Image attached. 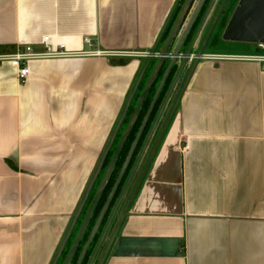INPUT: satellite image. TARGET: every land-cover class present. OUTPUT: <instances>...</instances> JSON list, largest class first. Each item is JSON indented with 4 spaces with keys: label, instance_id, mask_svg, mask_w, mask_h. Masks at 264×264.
<instances>
[{
    "label": "crops",
    "instance_id": "obj_1",
    "mask_svg": "<svg viewBox=\"0 0 264 264\" xmlns=\"http://www.w3.org/2000/svg\"><path fill=\"white\" fill-rule=\"evenodd\" d=\"M178 4L0 0V51L30 44L42 52L50 35L76 53L34 59L26 82L8 62L0 65V264H54L139 72L170 60L160 53ZM263 67L235 59L196 64L165 133L156 127L151 135L124 210L148 166L146 174L103 264H264ZM97 257L100 264L104 255Z\"/></svg>",
    "mask_w": 264,
    "mask_h": 264
},
{
    "label": "water",
    "instance_id": "obj_2",
    "mask_svg": "<svg viewBox=\"0 0 264 264\" xmlns=\"http://www.w3.org/2000/svg\"><path fill=\"white\" fill-rule=\"evenodd\" d=\"M192 1L193 0H187L186 3L184 4V6L182 8V13L180 14V16L178 18V21L174 25L175 27L173 28V30L171 31V33L169 34V36H168V38L166 40L167 44H166V46H165V48H164V50H163V52L161 54V58H160L161 60H163L165 57L170 55V52H169L170 48L175 43L174 41L177 40V37H178L177 35L179 34L178 32H179L180 28L183 25V22H184V20H185V18L187 16V13L189 12V8H190V5H191ZM213 1L214 0H212L210 6L208 8L209 10L206 13L203 21L206 19L208 13L210 12V8L212 6ZM203 21H202V23H203ZM202 23H201L200 28L196 32L193 40L191 41L192 43L190 44L188 50L183 55L184 61L182 62L181 66H180L179 72L177 73V77L175 78V80L173 81V83L171 84V86L169 88V93H168L167 97L165 98V100H164V102H163V104L161 106L162 108H161L157 118L154 121V125H153V127H152V129H151V131L149 133L148 138L146 139L147 141H146L143 149L141 150V152H140V154L138 156V159H137L132 171L130 172L131 174H130L127 182L125 183V185L123 187V190H122V192H121V194L119 196L118 202L115 205L113 216L110 219V224H109L108 228H106V230L102 234V236L100 238L101 240L99 241V244L97 245L95 251L93 252V254H92L93 256H92L89 264H93L94 263V261H95V259L97 257V253L100 250L102 244L104 243V240H105L104 237H105L108 229L110 228V225L112 223L111 221L114 218V216L116 215L117 211L119 210V204L122 202V200H123V198H124V196H125V194H126V192L128 190L130 182L132 181V179L134 177V174H135L134 172H135L136 168L138 167L140 161L142 160L143 154L146 151V148H147V146H148V144L150 142L151 135L153 134V131L156 129V127L158 125L157 123H158V121H159V119H160V117H161V115H162V113L164 111V108H165L166 104L170 100L171 93L173 92L172 90H173V88L175 87V85L177 84V82L179 80V76H180L179 74L183 70V68L185 67V65L187 63V60L192 55L191 51L193 50V47L195 45V41H196V39L198 37V34H199V32H200V30H201V28L203 26ZM190 28H191V24H189V27H188L187 31L185 32V34L178 41V45H177V48H176L175 52L170 55V56H172L173 61H172V63H170L167 66V69L165 70V72L163 74L164 75L163 80L161 81L158 89L156 90L157 94H156V96L154 97L153 101L151 102V104L149 106L148 114H147L144 122L142 123L143 125L141 127L140 132H139V135L135 139V143L133 145L132 150L129 151V153L127 155V160L125 161L122 169L119 172L120 174L118 176V179L116 180V182H115V184H114V186L112 188V191H111L110 195L108 196V198H107V200H106V202L104 204L103 210H102V212L100 214V218L97 220V222H96L97 224H96V226H95V228H94V230L92 232V236H90L88 244L85 246V248L81 252V254H80L81 256H80L77 264H81L82 263L83 258L85 257V253H86V251L88 249V246L90 245V243L93 240L92 237L94 236L95 232H97L98 228L100 227V225L102 223L101 221L103 219V216L105 215V213L107 212L108 208L110 207L109 205H110L113 197L115 196V194L117 192L118 186H119V184H120V182H121V180H122V178H123V176L125 174L124 172H125L126 168L128 167V164H129V162H130V160L132 158L131 156H132V154L134 152V149H135L136 145L139 142V137L141 136V134H142V132H143L145 126H146V122L148 120V117L151 115V113H152V111L154 109L153 107L155 105V102H156V100L158 98L159 93L161 92V89H162V87L164 85L165 79L168 76L167 74L170 72V70L173 67V65L175 64L176 60L181 56L180 49L182 48L183 44L185 43L184 41L186 40V38L188 36ZM222 38H223L224 41H234V42H242V43L243 42H249V43L263 42L264 43V0H240L238 5H237V7H236V10L234 11V13H233L232 17L230 18L229 22L227 23V26H226V29H225V31L223 33ZM202 51H203V49H201L199 51V53H197V57H196L197 59L195 61V64H194L191 72L189 73L190 75L187 78L184 86L181 89L182 92L180 93V96L177 99L175 105L173 106L174 108L171 111V113H170V115H169V117H168V119L166 121L167 124L165 126V129H166V127L168 125V122L170 121L171 117L174 115V113L176 112V110L178 108L177 105L179 104L180 99L183 96L184 89L186 88V85H187V83H188V81H189V79H190V77L192 75V72H193L196 64L199 62V57L201 56ZM163 64H157L156 65L155 71L153 72L152 77H151L150 81L147 84V87L144 89L143 94L141 95V97H140V99H139V101L137 103L136 110H135V112H134V114L132 116L130 127L126 131V133L123 135V137L121 138V140H120L121 142L117 146V149H116L115 153L112 156L113 158H112L111 162L109 163V165H108V167H107V169H106V171L104 173L105 175H104V177L102 179V182H101V184H100V186L98 188V191H97L96 195L94 196L93 200L91 201V203L89 205V209L87 211V214H86V216H85V218H84V220L82 222L83 224H82V226H81V228H80V230H79V232H78V234H77V236L75 238L76 240L73 243L72 248H71L69 254L67 255L68 257H67V259H66L64 264H70V262H71V260L73 258V254L75 253L76 249L78 248V246L80 245V243L82 241V237H83V235L85 234V232L87 230V227L89 225V220H90V218H91V216H92V214H93V212H94V210L96 208V204L98 203L99 199L101 198V196H102V194L104 192V189H105V187L107 185V182H108V180L110 179V177L112 175L111 173H112V171H113V169H114V167L116 165V162H117V159H118V155H119L122 147L126 143V140H127L128 136L130 135V132L132 131L133 126L135 125L134 123L136 122V120H137V118H138V116H139V114L141 112V105H142L143 101L145 100L146 95L148 94V90L150 89V87L152 86V84L154 82V78L156 77V73L163 67ZM147 66H148V64L145 66V68L143 69L142 73L140 74L139 80H138V82L136 83V85L134 87L132 96L134 95V93H135L134 91L137 89L140 81L142 80L143 74H144L145 70L147 69ZM132 96L129 99V101H128L126 107H125V111H124L123 115L121 116V118H120V120H119V122L117 124L118 126L116 128V131L114 132V134H113V136H112V138L110 140L111 141L110 146L114 142L113 140H114V138H115V136L117 134L118 129L121 126L120 124H121L122 120L124 119L126 113L128 112V109H129L128 107L130 105ZM165 129L163 130V133L161 135L164 134ZM110 146L106 149V151L103 153V155L101 157L102 158L101 162H100L96 172L94 173L95 175H94L93 179L91 180V182H90V184H89V186H88V188L86 190L87 191L86 195H85L82 203L79 206L80 208H79L75 218L72 221L71 228L69 229L67 235L65 236L64 242H63L61 248L59 249V251H58V253L56 255L57 257H56V260H55L54 264H57V262H58V260L60 258V255H61L63 249L65 248L66 243L68 242V238L70 237L71 232L73 231V229L75 227V224H76L75 222H76L77 218L80 216V214H81V212H82V210L84 208L83 206L85 205L86 200H87V198H88V196H89V194L91 192V188L93 187L95 181L97 180V178L99 176V173H100V171H101V169H102V167L104 165V162L106 160L105 157H106V155H107V153L109 151ZM155 150H156V148L154 149V151ZM154 151H153V153H154ZM151 158H152V156H151ZM147 167L148 166H146L144 171L142 172L143 174L139 178V180H138V182H137V184H136V186L134 188L135 190H134L133 194L131 195V198L129 199L128 204H127V206H126V208H125V210H124L119 222L129 212L131 203H132L133 199L135 198V195H136V193L138 191V187L140 186V184H141V182H142V180H143V178H144V176L146 174L145 172H146ZM119 227H120V223H119ZM119 227L116 229V231L114 232L113 236L111 237L112 239L110 240V243H109V245H108V247H107V249H106V251L104 253V257H103L102 261L100 262V264H103L104 259L106 258L107 253H108L113 241L115 240V237H116V235L118 233Z\"/></svg>",
    "mask_w": 264,
    "mask_h": 264
},
{
    "label": "flooded vegetation",
    "instance_id": "obj_3",
    "mask_svg": "<svg viewBox=\"0 0 264 264\" xmlns=\"http://www.w3.org/2000/svg\"><path fill=\"white\" fill-rule=\"evenodd\" d=\"M186 1L187 0H185L184 1V3H183V5H182V7H181V11L179 12V14H178V18H179V16H180V14L182 13V8H183V6H184V4L186 3ZM239 1L240 0H214L213 1V3H212V6H211V8H210V12L208 13V15H207V17H206V19L203 21V19H204V17H205V15H206V13L208 12V8H209V6H210V4H211V2H212V0H193L192 1V3H191V5H190V8H189V12L187 13V16H186V18H185V20H184V22H183V25H182V27L180 28V30H179V34L177 35L178 37H177V40L179 41L180 40V38L185 34V32L187 31V29H188V27H189V24H191V28H190V30H189V33H188V36H187V38H186V40L184 41L185 43L183 44V46H182V48L180 49V54H181V56L176 60V62H175V64L173 65V67L171 68V70H170V72L167 74L168 76H167V78L165 79V82H164V85H163V87H162V89H161V92L159 93V95H158V98H157V100H156V102H155V105H154V109H153V111L155 110V107H156V105H157V103L160 101V103H159V109L156 111V113H155V116H154V118L150 121V117H151V115H152V113H153V111H152V113H151V115L148 117V120H147V122H146V126H145V128H144V130H143V132H142V134H141V136L139 137V142H138V144L136 145V147H135V149H134V152H133V154H132V158H131V160H130V162H129V164H128V167H129V165H130V163H131V161H132V159L134 158V163H133V165L131 166V168H130V170L128 171V173H129V176H130V172L132 171V169H133V167H134V164L136 163V160L138 159V156H139V154H140V151L143 149V147H144V143H145V141H146V138H145V135L147 134V131H148V129L150 128V130L152 129V127H153V125H154V121H155V119L157 118V116H158V114H159V112H160V110H161V106H162V104H163V102H164V100H165V98L167 97V95H168V93H169V88H170V86H171V84L173 83V81L175 80V78L177 77V73L179 72V69H180V66H181V64H182V62L184 61V57H183V55L186 53V51L188 50V48H189V46H190V44L192 43L191 41L193 40V38H194V36H195V34H196V32L198 31V29L200 28V26H201V23H202V21H203V23H202V28H201V30H200V32H199V34H198V37H197V39H196V41H195V45H194V47H193V50L191 51V57L187 60V63H186V65H185V67L183 68V70L180 72V76H179V80H178V82H177V84L175 85V87L173 88V92L171 93V97H170V100L168 101V103L166 104V106H165V108H164V111H163V113H162V115H161V117H160V119H159V121H158V125H157V129H159L160 130V133H159V135L161 134V132L165 129V126H166V121H167V119H168V117H169V115H170V113H171V111L173 110V106L175 105V103H176V101H177V99L179 98V96H180V93L182 92L181 91V89H182V87L184 86V84H185V82H186V80H187V78L189 77V73L191 72V70H192V68H193V66H194V64H195V61H196V57H197V53H199V51L201 50V49H203V51H202V53H201V56L199 57V61L201 60V59H217V60H227V59H233V58H229V57H227V58H223V57H218V56H227V55H239V54H237V53H224V52H222V51H211V52H208L207 51V49H211V48H216V49H220V50H223V49H225L223 46H222V44H225L227 41H224L223 40V38H222V36H223V33H224V31H225V29H226V26H227V23L229 22V20H230V18L232 17V15H233V13H234V11L236 10V7H237V5H238V3H239ZM178 18H177V20H176V22L178 21ZM177 41V42H178ZM231 42H234V41H231ZM253 45H255V49L257 50V51H259V50H262V51H264V48H261L260 46H259V44L258 43H252ZM178 45V44H177ZM176 48H177V46L172 50V47L170 48V55L171 54H173L174 52H175V50H176ZM155 53H152V54H148L149 55V57L150 56H152V55H154ZM160 54H162V52L160 53ZM248 54H251V55H260V54H264V53H259V54H253V53H248ZM160 58H161V55H160ZM170 60H167V61H165L164 62V64H163V67L156 73V77L154 78V82H153V84H152V86L150 87V89L148 90V94L146 95V97H145V100L143 101V103H142V105H141V112H140V114H139V116H138V118H137V120H136V122L134 123L135 125L133 126V129H132V131L130 132V135L128 136V138H127V142H128V140H129V138L131 137V135L133 134V131L135 130V129H138L139 127H140V125L142 124L141 123V121L143 120V118H144V116H146L147 114H148V110H149V106H150V104H151V102L153 101V99H154V97L156 96V94H157V89H158V87H159V85H160V83H161V81L163 80V77H164V72H165V70L167 69V66L170 64V63H172V61H173V59H172V56H170V58H169ZM189 62H191L190 63V65H189ZM157 64H161V63H158V62H155V63H152V61L151 62H149L148 63V66H147V69L145 70V72H144V74H143V78H142V80L140 81V83H139V85H138V87H137V89L134 91L135 93H134V95L132 96V93H133V90H134V87H135V85H136V83L138 82V80H139V78H137V80H136V82H135V84H134V86L132 87V90H131V94H130V97H129V99L131 98V96H132V99H131V102H130V105H129V109H128V112H129V110L131 109V108H133L132 109V111L130 112V113H126V115H125V117H127L128 119H127V121L126 122H123V120L125 119V117H124V119L122 120V122H121V126H120V128L118 129V131H117V133H119L121 130H122V128H123V126H124V128H123V131L122 132H124V130L126 129V131L129 129V127H130V123H131V120H132V116H133V114H134V112H135V110H136V106H137V103H138V101H139V99H140V97H141V95L143 94V91H144V89L147 87V84H148V82L150 81V79H151V77H152V74H153V72L155 71V68H156V65ZM147 65V64H146ZM145 65V66H146ZM152 65V66H151ZM152 67L151 68V71H149L148 72V69H149V67ZM145 68V67H144ZM141 72V71H140ZM139 72V73H140ZM139 75V74H138ZM140 76V75H139ZM138 76V77H139ZM136 95L138 96L137 97V99H136ZM129 101V100H128ZM128 101H127V103H128ZM127 103L125 104V107H126V105H127ZM125 107H124V111H125ZM131 107V108H130ZM167 107H168V110H167ZM177 107H178V105H177ZM178 109V108H177ZM124 111H123V113H124ZM123 113H122V115H123ZM128 114V115H127ZM121 115V116H122ZM121 116H120V118H121ZM120 120V119H119ZM119 120H118V122H119ZM118 122H117V124H118ZM143 122V121H142ZM125 123V124H124ZM116 124V125H117ZM124 124V125H123ZM170 125V122H168V125H167V127H166V129L168 128V126ZM118 126V125H117ZM117 126H116V128H117ZM165 129V130H166ZM115 131H116V129H115ZM126 131L124 132V134L126 133ZM144 133H146L145 135H143ZM165 133V132H164ZM157 136V137H159L160 138V136ZM113 136V135H112ZM121 138L123 137V135H122V133H120V135H119ZM120 137H118V138H120ZM147 137V136H146ZM112 138V137H111ZM116 138V137H115ZM114 138V139H115ZM121 138H120V140H121ZM159 138H156L155 140H156V143H157V139L159 140ZM151 139V138H150ZM111 140V139H110ZM119 140V139H118ZM114 141V140H113ZM142 141H143V144H142ZM151 141V140H150ZM119 142V141H118ZM160 142V140L158 141V143ZM118 145H119V143H118ZM149 145V144H148ZM158 145V144H157ZM138 146V147H137ZM126 147V145H124L123 147H122V149H121V151L122 150H125L124 148ZM148 147V146H147ZM156 147V146H155ZM139 149V150H138ZM147 149V148H146ZM121 151H120V153H119V155H118V159H119V156H120V154H121ZM109 152V151H108ZM155 152V151H154ZM115 153V150H114V152H113V154ZM127 153H129V151H127ZM127 153H126V155H125V157L127 156ZM145 153V152H144ZM108 154V153H107ZM113 154H112V156H113ZM144 155V154H143ZM107 156V155H106ZM111 156V157H112ZM144 157V156H143ZM106 158V157H105ZM113 158V157H112ZM112 158L110 159V161H109V163L111 162V160H112ZM127 158V157H126ZM126 158H125V160H126ZM118 159H117V161H118ZM143 159V158H142ZM125 160H124V162H125ZM106 161V160H105ZM142 161V160H141ZM123 162V163H124ZM109 163H108V165H109ZM104 164H105V162H104ZM116 164H117V162H116ZM108 165L106 166V168H105V171H106V169H107V167H108ZM104 166V165H103ZM116 166V165H115ZM128 167L126 168V170L128 169ZM115 168V167H114ZM121 168H122V166H121ZM121 168H120V170H121ZM119 170V171H120ZM105 171H104V173H105ZM113 171H114V169H113ZM112 171V172H113ZM126 172V171H125ZM124 172V173H125ZM135 173V172H134ZM112 174V173H111ZM118 174H119V172H118ZM126 174V173H125ZM125 174H124V176H125ZM105 175V174H104ZM112 176V175H111ZM119 176V175H118ZM118 176H117V178H116V180L118 179ZM124 176H123V178H124ZM129 176H128V178H129ZM104 177V176H103ZM140 177V176H139ZM111 178V177H110ZM123 178H122V180H123ZM103 179V178H102ZM110 180V179H109ZM109 180H108V182H109ZM116 180H115V182H116ZM121 180V181H122ZM128 180V179H127ZM126 180V181H127ZM138 180H139V178H138ZM137 180V181H138ZM137 181H136V183H137ZM96 182V181H95ZM102 182V181H101ZM101 182H100V184H101ZM108 182H107V184H108ZM121 183V182H120ZM124 184V183H123ZM120 185V184H119ZM100 186V185H99ZM107 186V185H106ZM119 187V186H118ZM122 187H123V185H122ZM99 188V187H98ZM106 188V187H105ZM122 189V188H121ZM123 190V189H122ZM122 190H121V192H122ZM92 191V190H91ZM97 191H98V189H97ZM104 191H105V189H104ZM111 191H112V188H111ZM117 192H118V189H117ZM116 192V193H117ZM121 192L119 193V196H120V194H121ZM97 193V192H96ZM104 193V192H103ZM110 193L111 192H109V195H110ZM90 195V194H89ZM96 195V194H95ZM108 195V196H109ZM116 195V194H115ZM119 196H118V199H119ZM102 197V196H101ZM115 197V196H114ZM114 197H113V199H114ZM108 198V197H107ZM113 199H112V201H113ZM118 199H116L115 200V202L113 203V205H112V201H111V203H110V208H108V210H107V212H109V210L113 207L114 208V206L116 205V203L118 202ZM100 200V199H99ZM107 212L105 213V215L107 214ZM104 215V216H105ZM103 219H104V217H103ZM103 219H102V221H103ZM101 221V222H102ZM103 223V222H102ZM102 223H101V225H102ZM98 243H99V241H98ZM97 243V244H98ZM105 247V246H104ZM102 249V247L100 248V250ZM91 257V256H90ZM90 259L91 258H89V260H88V263H89V261H90ZM87 263V264H88ZM77 264V263H76ZM82 264V263H81Z\"/></svg>",
    "mask_w": 264,
    "mask_h": 264
},
{
    "label": "trees",
    "instance_id": "obj_4",
    "mask_svg": "<svg viewBox=\"0 0 264 264\" xmlns=\"http://www.w3.org/2000/svg\"><path fill=\"white\" fill-rule=\"evenodd\" d=\"M184 1L185 0H179V4H178V6H177V9L179 10L178 11V14H179V12L181 11L180 9H181V7H182V5H183V3H184ZM175 21V20H174ZM174 23V22H173ZM172 23V24H173ZM172 24L170 25V27L169 28H167V30L165 31V34H164V38H166V37H168V35H169V33L171 32V30H172ZM137 95H136V99H137ZM159 103H160V101L157 103V105H156V107H155V110L153 111V113H152V115H151V119H150V121L154 118V116H155V113H156V111L159 109ZM131 108V107H130ZM132 109L133 108H131L130 110H129V112L128 113H130L131 111H132ZM128 115V114H127ZM127 117H125V119L123 120V122H126L127 121ZM146 133H144L143 135H145ZM120 135V132L119 133H117V137H116V139L114 140L115 142H114V144H113V146L111 147V149L109 150V152H108V154H107V156H106V161H105V164H104V166L102 167V169H101V171H100V173H99V176H98V178H97V180H96V182L94 183V185H93V187L91 188V192H90V195H89V197H88V199L86 200V203H85V205L83 206L84 208H83V210H82V212H81V214H80V216L78 217V219H77V221H76V225H75V227H74V229H73V231H72V233H71V235H70V237H69V239H68V242H67V244H66V247L64 248V250H63V252H62V254H61V258L59 259V261H58V263L57 264H59L60 263V260L62 259V261L64 262V260L66 259V255L68 254V252H69V248L72 246V239H71V237H72V235H73V233H74V230L77 228V226H78V228L82 225V219H83V217L86 215V213H87V211H88V206H89V204L91 203V201H92V199L94 198V196H95V194H96V192H97V190H96V186H98L99 184H100V182H101V179H102V176H103V173H104V171H105V168H106V166L108 165V163H109V161H110V159L112 158L111 156H112V154H113V152H114V145H116V143L118 142L117 140H118V136ZM126 148V147H125ZM124 148V149H125ZM127 151L128 150H122L121 151V154H120V156H119V159H118V161H117V164H116V166H115V168H114V171L112 172V176H111V178H110V180H109V182H108V184H107V186H106V188H105V191H104V193L102 194V197L100 198V200L98 201V203L96 204V208H95V210H94V212H93V216H92V218L90 219V224H89V227H88V230L86 231V233H85V235H84V238L86 239L87 238V235H88V233H89V230L92 228V226L94 225V222H95V220L97 219V217H98V215L100 214V212H101V210H102V208H103V204H104V202H105V200H106V197H107V195H108V193L111 191L110 189L112 188V186H113V184H114V182H115V180H116V178H117V176H118V171H119V169H120V167L122 166V164H123V162H124V160H125V155H126V153H127ZM133 163H134V158L132 159V161H131V163H130V165H129V167H128V169L126 170V174H125V176H124V178H123V180L121 181V183H120V185H119V187H118V192L116 193V195H115V197H114V199H113V201H112V205H113V203L115 202V200L118 198V196H119V193L121 192V188H122V185H123V183H124V179L126 178V176H127V174H128V171L130 170V168H131V166L133 165ZM108 213L109 212H107V214L105 215V217H104V219H103V221H105V218H106V216H108ZM102 221V222H103ZM104 223V222H103ZM103 223H102V225H103ZM102 225H101V227H100V229L99 230H101V228H102ZM77 228V229H78ZM99 237H100V234H99V231L96 233V235H95V237H94V240H93V242H92V244L90 245V247H89V249H88V251H87V253H86V256H85V258H84V260H83V262H82V264H87L88 263V260H89V258H90V253L92 252V250L95 248H91L92 247V245L95 243V246L97 245V243H98V241H99ZM77 253H78V251H76V253H75V255H77ZM75 259H76V256H75ZM74 259V260H75Z\"/></svg>",
    "mask_w": 264,
    "mask_h": 264
},
{
    "label": "built area",
    "instance_id": "obj_5",
    "mask_svg": "<svg viewBox=\"0 0 264 264\" xmlns=\"http://www.w3.org/2000/svg\"><path fill=\"white\" fill-rule=\"evenodd\" d=\"M88 44H91V40L89 38L86 39ZM44 46V51L37 52L34 47L30 44L17 46L16 50H1L0 51V65L3 62H8L17 72V78H19L22 82H26L27 78L30 75V62L34 61V59L41 58H50V57H66L72 54L69 52L63 44L58 43L54 44L52 42L51 36L43 37L40 42ZM261 48H264V43H258ZM94 54L102 53L103 51H91ZM223 58H233L235 60L244 61V60H255L264 62V54L260 55H251L248 53H243L239 55H227V56H218Z\"/></svg>",
    "mask_w": 264,
    "mask_h": 264
},
{
    "label": "rangeland",
    "instance_id": "obj_6",
    "mask_svg": "<svg viewBox=\"0 0 264 264\" xmlns=\"http://www.w3.org/2000/svg\"><path fill=\"white\" fill-rule=\"evenodd\" d=\"M222 46L225 48V49H223V50H220V49H216V48H211V49H207V51L208 52H211V51H222V52H224V53H237V54H243V53H253V54H259V53H264V51H262V50H259V51H257L256 49H255V45H253L252 43H249V42H231V41H227L225 44H222ZM152 66V65H151ZM149 67V69H148V72L149 71H151V68L152 67ZM145 67V66H144ZM144 67H143V69H144ZM143 69H141V72L139 73V75L142 73V71H143ZM138 75V76H139ZM140 77V76H139ZM138 77V78H139ZM129 100V99H128ZM125 124V123H124ZM123 124V125H124ZM125 126V125H124ZM124 126H123V128H124ZM123 128H122V130L120 131L121 133H122V135L124 134V132L126 131V129L124 130V132H122L123 131ZM112 137V136H111ZM121 138V137H120ZM120 138H119V140H120ZM111 139V138H110ZM118 140V141H119ZM120 142V141H119ZM118 142V143H119ZM153 145H154V138H152L151 139V141H150V143H149V147H148V149L145 151V153H144V158L142 159V160H146V158H148L149 157V155H150V152H151V146L153 147ZM117 146H118V144L116 143V145L114 146V148L116 149L117 148ZM141 152V151H140ZM103 176H104V173H103ZM103 176H102V178H103ZM138 175L136 174L135 175V177L134 178H136ZM126 179V178H125ZM125 179H124V184H123V187H124V185H125V183L127 182V181H125ZM101 181H102V179H101ZM133 183H134V181L131 183V185H130V187L128 188L129 189V191H128V193H127V195L125 196V198H124V200H122V202L119 204V210L117 211V213H116V215L114 216V218L112 219V223H111V225H110V228L108 229V231H107V233H106V235H105V241H104V244H103V246H102V248H104V246H107V242H109V240L111 239V237H110V235L112 234V232H113V228L117 225L118 226V218H120L121 216H122V214H123V211H124V203L126 202V199L128 198V196L130 195V191H131V193H132V186H133ZM114 184H115V182H114ZM114 184H113V186H114ZM100 185V184H99ZM99 185L98 186H96V190L98 189V187H99ZM113 186H112V188H113ZM123 187H122V189H123ZM111 190V189H110ZM111 192V191H110ZM108 195H109V193H108ZM108 195H107V197H108ZM107 197H106V200H107ZM118 199V198H117ZM106 200H105V202H106ZM105 202H104V204H105ZM104 204H103V207H104ZM110 208V207H109ZM114 209H115V206H114V208L112 207L110 210H109V213H108V216H106V218H105V221H103L104 223H103V225H102V228H101V230H99V234H100V237H99V239L101 238V236H102V234L104 233V231L106 230V228H108V226H109V224H110V219H111V217L113 216V212H114ZM102 210H103V208H102ZM101 210V211H102ZM121 213V214H120ZM85 217V216H84ZM84 217H83V219H84ZM105 217V216H104ZM82 219V220H83ZM117 226H116V228H117ZM77 228H78V226H77ZM75 229L74 230V233H73V235H72V237H71V239H72V245H73V243H74V240H75V237H76V235H77V233H78V231H79V228L78 229ZM115 228V229H116ZM88 241V240H87ZM87 244V242H85V244L82 246V249H83V247L85 246ZM72 247V246H71ZM70 247V248H71ZM95 247V243L92 245V249ZM70 248H69V250H70ZM96 248V247H95ZM95 248L93 249V251L95 250ZM107 248V247H106ZM104 250H106L105 248H104ZM104 253H105V251H104ZM104 254L102 253V250H100V252H98V259L100 260V256L102 257ZM103 258V257H102ZM75 262H76V260L75 261H72V263L71 264H75ZM64 262L62 261V259L60 260V263L59 264H63ZM94 264H97L96 262L94 263Z\"/></svg>",
    "mask_w": 264,
    "mask_h": 264
}]
</instances>
